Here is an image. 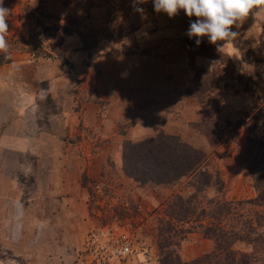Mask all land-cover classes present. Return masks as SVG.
<instances>
[{
  "label": "rangeland",
  "instance_id": "374dc122",
  "mask_svg": "<svg viewBox=\"0 0 264 264\" xmlns=\"http://www.w3.org/2000/svg\"><path fill=\"white\" fill-rule=\"evenodd\" d=\"M3 7L9 11V47L0 53V198L12 196L5 184L12 173L21 192L0 199V264H195L210 254L213 241L203 236L204 228L185 222L217 221L209 201L254 199V178L264 180V20L255 23L250 16L234 27L239 33L234 47L220 53L206 37L199 46L189 38L195 17L180 11L169 18L155 12L153 0L136 6L143 13L133 0H3ZM66 27L74 32L62 34ZM59 33L58 48L50 52ZM25 41L41 50L31 54ZM43 63L51 69L59 65L69 76L93 121L104 114L117 120L108 137L88 146L93 155L85 149L77 154L82 209L63 206L58 194L31 200L28 190L35 184L18 167L27 170L36 158L1 147L10 141V131H25L29 123L49 130V117L67 98L51 77L37 78ZM54 71L57 79L59 69ZM27 96L31 99L23 102ZM82 126L88 137L102 132L100 125ZM159 134L202 154L196 172L212 176L207 187L195 189V174L156 186L138 184L123 171L124 143ZM220 215L218 221L245 239L234 251L264 264V206ZM192 232L208 239L210 247L185 262L180 252ZM122 237L133 252L144 247L146 256L111 259L99 250ZM230 252L218 259L234 257Z\"/></svg>",
  "mask_w": 264,
  "mask_h": 264
},
{
  "label": "crops",
  "instance_id": "0c3cea01",
  "mask_svg": "<svg viewBox=\"0 0 264 264\" xmlns=\"http://www.w3.org/2000/svg\"><path fill=\"white\" fill-rule=\"evenodd\" d=\"M41 72L43 75H36L38 79L52 78V84H58L62 91L64 98L60 104L58 112L51 115L48 119L52 122V126L49 130L42 129L38 125L29 123L26 125L25 131L12 130L10 131L11 139L6 144H1L3 150L14 152L17 156H34L35 164L29 162V167L26 168L21 165L18 167L19 174H22L29 179L32 177L34 186L32 190H28L31 194V200L40 198L45 200L51 198L52 195H57L56 199L60 200L63 206L67 204L69 206H78L81 208L82 190L80 184H78L77 176H81L82 169H79L78 155L79 150L85 149L86 153L93 155V151L89 149L91 143H99L104 137H108V130L113 127H117L113 118H109L106 114L93 121L92 114H87L88 107H84L81 104V95L76 88H72V84L68 81L67 74L61 72L59 65L55 66V70L58 73L57 79L54 78L56 74L54 69H51L50 64H41ZM39 72V70H38ZM53 75V76H52ZM75 94L74 98L72 94ZM89 98H93V93L89 92ZM80 96V97H79ZM29 101L31 96H27ZM81 101V102H80ZM112 99L108 100L109 104H112ZM91 103H89L90 105ZM98 106L96 105L95 111L98 112ZM30 117L31 114L28 113ZM82 124L91 126L92 129L99 128L101 133H98L96 137L93 135L87 136L84 133ZM89 131V130H88ZM100 135V137H99ZM99 137V139H97ZM93 138V139H92ZM93 145V144H91ZM94 149V146H91ZM28 163V162H27ZM78 173V175H76ZM7 177V176H6ZM14 173L10 174L5 180V184L10 188V194L12 196H5L3 199L14 198L18 192H21L20 185L14 180ZM57 192V193H56ZM2 199V198H0ZM2 199V200H3ZM82 209V208H81ZM69 213L71 211L69 209ZM77 214V211H76ZM49 226V225H48ZM43 229H40L42 232ZM210 247L208 239L202 235L192 232L188 234L187 239L184 241L182 251L180 252V258L182 261L189 262L203 254L206 248ZM140 263V262H139ZM147 264V263H145ZM149 264H154L153 261Z\"/></svg>",
  "mask_w": 264,
  "mask_h": 264
},
{
  "label": "trees",
  "instance_id": "16d2710c",
  "mask_svg": "<svg viewBox=\"0 0 264 264\" xmlns=\"http://www.w3.org/2000/svg\"><path fill=\"white\" fill-rule=\"evenodd\" d=\"M61 31L64 35H70L74 32L73 29L67 27ZM60 34L61 33L52 37L53 44L51 45L50 52L54 53V49L58 48L59 44H57V40L60 38ZM25 42L27 43L26 50L31 54H37L41 50V45L29 43V41ZM2 55L4 54H1V56ZM1 63L2 60H0V64ZM247 142L250 143V145H256V147L262 145V143L251 139H248ZM263 146L264 144L261 147ZM262 156H264V154ZM122 160L124 165L123 171L141 185L151 184L166 186L172 184L181 177L195 174L196 176L193 184L196 190H200L207 187L212 180V176L209 173L204 171L196 172L202 161V154L199 151L191 148L187 144L179 142L172 136L164 134H159L154 138H147L137 143H124ZM257 164L258 162L256 166ZM261 164L264 166V162ZM257 170L256 168L255 171ZM253 188L256 191L254 199L235 202L209 201L208 204L212 205L211 209L218 211V215L215 218L217 221L212 219L207 225H202V223H199L196 219L193 222H185L186 224H192V228L194 229L204 228L202 231L203 236L213 241L212 252L208 255L206 254L203 259H195V264H259L250 256L240 255L237 251H234L235 244L245 242L244 237L241 234L238 235V232L233 231L231 229L232 226H226L225 223L218 221V218L221 216L220 214L224 211L226 213H230V211L236 212L239 209H247L250 211L256 207H263L264 180H262V177L254 178ZM175 199L178 202L180 201L179 203H182V198L180 196L175 195ZM183 212L184 214L182 215H188L186 210H183ZM211 217L213 218V216ZM249 225V228L252 229L253 225ZM227 251H231L230 255L233 253L234 257L230 258V256H226L223 260H219L218 256L222 253L229 255ZM252 253L254 254V252ZM235 255H237V259ZM163 264L169 263L163 262Z\"/></svg>",
  "mask_w": 264,
  "mask_h": 264
},
{
  "label": "clouds",
  "instance_id": "9594fccd",
  "mask_svg": "<svg viewBox=\"0 0 264 264\" xmlns=\"http://www.w3.org/2000/svg\"><path fill=\"white\" fill-rule=\"evenodd\" d=\"M147 0H133L136 11L143 13V9L136 7L146 3ZM153 7L157 13H165L173 18L183 11L189 18L196 19L190 23L187 35L196 38L197 46L203 38L215 45L218 52L225 48L234 47V41L239 29L251 16L255 23L264 20V0H153ZM8 10L3 7L0 0V53H7ZM223 42V43H220Z\"/></svg>",
  "mask_w": 264,
  "mask_h": 264
},
{
  "label": "built area",
  "instance_id": "2783aa9c",
  "mask_svg": "<svg viewBox=\"0 0 264 264\" xmlns=\"http://www.w3.org/2000/svg\"><path fill=\"white\" fill-rule=\"evenodd\" d=\"M99 250H103L102 252L108 253L111 259H125L131 255H134V257L146 256V249L144 247H142L139 252H133L132 245L128 240L124 239V237L118 240V242L115 241L114 244H107V246L100 245Z\"/></svg>",
  "mask_w": 264,
  "mask_h": 264
}]
</instances>
